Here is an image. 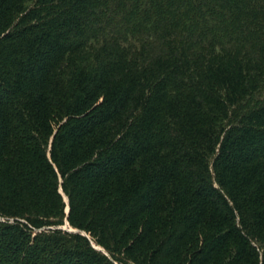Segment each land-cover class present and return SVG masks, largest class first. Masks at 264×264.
<instances>
[{
    "label": "trees",
    "instance_id": "16d2710c",
    "mask_svg": "<svg viewBox=\"0 0 264 264\" xmlns=\"http://www.w3.org/2000/svg\"><path fill=\"white\" fill-rule=\"evenodd\" d=\"M0 264H264V0H0Z\"/></svg>",
    "mask_w": 264,
    "mask_h": 264
}]
</instances>
